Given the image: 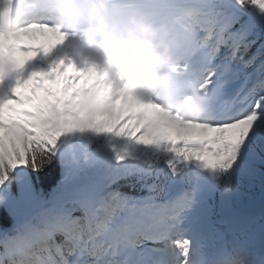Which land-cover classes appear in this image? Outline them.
Masks as SVG:
<instances>
[{"label": "trees", "instance_id": "trees-1", "mask_svg": "<svg viewBox=\"0 0 264 264\" xmlns=\"http://www.w3.org/2000/svg\"><path fill=\"white\" fill-rule=\"evenodd\" d=\"M209 3L212 10L219 5L226 9L224 15L214 20L224 29L233 28L235 36H232L239 45L256 52L254 59L264 66V60L260 61L264 58V0H209ZM251 21L252 26L248 28ZM244 30L251 31L244 33ZM49 133L43 140L16 139L14 142L18 145L13 152L5 148L0 154L3 190L16 201L19 209L16 216H11L0 200V248L4 250L13 249L22 240L20 232L33 238L37 231L65 230L74 212L85 210L98 195L92 210L110 216L114 210L109 208L117 204L116 211L120 210L119 202L132 195L129 187L143 178L141 171L145 166L131 164L124 157L112 158V154L108 159L91 155L90 148L95 145L92 136L85 141L77 161L71 163L62 151L60 132L51 127ZM80 139L72 137L70 141L64 140V145L77 147ZM15 156L25 169L20 180L13 165ZM255 180L264 183V175L255 176ZM91 193L97 195L90 197ZM75 218L82 221L79 216Z\"/></svg>", "mask_w": 264, "mask_h": 264}, {"label": "rangeland", "instance_id": "rangeland-1", "mask_svg": "<svg viewBox=\"0 0 264 264\" xmlns=\"http://www.w3.org/2000/svg\"><path fill=\"white\" fill-rule=\"evenodd\" d=\"M156 1L158 2V0ZM166 1L167 0H163V3L167 4ZM186 1H194L196 3H194L193 6H202L207 9L206 0ZM23 30L27 31L28 29L24 28ZM62 38L66 39L65 37H63V34ZM66 40L70 41V38ZM43 41L46 40L43 39ZM61 42L64 43V41ZM80 45L81 44H78L76 46L79 54L86 53L85 47L81 48ZM72 46L75 47V45ZM73 50L75 52V49ZM53 51H55L54 48H52L51 52ZM57 51H55L54 53H56ZM77 55L78 54H74L73 57ZM86 62L87 66H89L87 68L85 65L80 64L76 59H70L65 67L66 72L70 76L66 78L62 76V72L60 69L54 68H47L49 71H47V69H36L35 71H33V73H29L27 90L32 93L33 97L36 100V102L31 105L29 109H34L38 112V116L35 119H38L42 115L44 116L45 114L51 113L53 115H62L65 121L70 123V128L66 133L67 137H72L76 134V136H79L81 140H89V138L91 137L89 132L93 131L96 138H100L102 136L103 139L107 140L105 144L110 145L109 149L111 151L112 158H120L122 156L130 158L131 156L136 155V153H134L136 149L141 148L142 150H144V147H147L151 144L153 145V139L147 136V133L145 131L146 128L150 129L154 136L157 135L160 137L167 135L166 132L170 131L171 129H175L179 134L178 138H185V140L189 139L190 134L195 131L194 123L179 119L177 117H166L162 113L156 114L160 118L161 126L156 123L157 126L151 127L149 125L151 106L147 104L144 96L138 94H134L133 96V94L128 95L126 93L125 95H116L118 88L115 86L117 79L115 74L112 71H109V73L105 74L104 67L103 72H98L101 67L95 68L97 60L89 61V59H87ZM43 72L50 73L51 79L48 76H43ZM48 87L52 88V92L54 93V95L48 96ZM95 93H97L99 100L93 98L95 96ZM8 101H11L13 102V104L19 105L21 107H23L25 103V99L13 100L9 95L4 96L3 93H0V102L8 103ZM0 110H5L3 105L1 104ZM140 112H144L146 117L141 118L135 115L139 114ZM236 118L237 117L232 119L234 120L233 123L235 122V126L239 125V123H245V118L243 116L239 117L238 119ZM56 121L57 120L54 119V122ZM154 121L157 122V117H154ZM84 124L85 130L81 133L80 128ZM248 125L250 126H248V128H251L257 136H261V140L263 141H251V144L256 149L255 152H248V147H245V155L249 157L250 161H254L258 158L260 152L264 150V130L259 127H252V125H250L249 123ZM2 129L3 128L0 127V130ZM260 130L262 132H260ZM15 131H17L19 135L23 132L30 137L32 136L34 139H40L44 135L42 132H39L35 126H29L25 122L16 119L12 125L9 126L8 124H6V128L3 131H0V143L5 139L8 140L9 136L12 135ZM176 131L171 130L170 132L174 138L177 137ZM142 132L146 137L143 136ZM111 133L115 134L113 139L109 137V134ZM179 139H177L176 144L179 143ZM114 141H116L117 143H115ZM111 144H113V146H111ZM123 145L126 146L124 147ZM78 151H80V149H78ZM105 151L106 150L104 149V144H101L98 148L93 149L91 152L98 157H103L105 155ZM72 157L74 158L75 156H73L72 154ZM112 158H110L109 160L112 161ZM14 160L17 175H23L25 169L22 167L20 160L18 159V157H15ZM244 162L245 159L239 157L236 165L239 167H243ZM3 180V175L0 174V183H4ZM0 200L6 205L8 210H10L11 214L16 213L15 200L5 190H0ZM152 214L153 211L151 212V215ZM126 224H129L128 229L127 231H123L122 225ZM152 226L156 227L160 226V224L153 223ZM116 227L117 228L112 235L113 240L116 237H125L127 236V234L136 230L135 224H133L131 220L126 219V217H124L122 221L117 223ZM58 248H60L59 245L55 247V249ZM179 250L182 256L183 252L180 248ZM185 260V257H183L181 259V262H185ZM181 262H179L178 264H181ZM41 263L42 262H40V264Z\"/></svg>", "mask_w": 264, "mask_h": 264}, {"label": "bare ground", "instance_id": "bare-ground-1", "mask_svg": "<svg viewBox=\"0 0 264 264\" xmlns=\"http://www.w3.org/2000/svg\"><path fill=\"white\" fill-rule=\"evenodd\" d=\"M89 2H97V3H94V4H98V0H96V1H93V0H88ZM97 6V5H96ZM38 30V29H37ZM23 31H26V30H23ZM27 31H29V30H27ZM46 33L47 32H49L48 33V35H53V36H55V39H58V40H64L63 38H62V34H63V37H65L66 39H68V38H70V41H71V39L72 40H74V39H77L76 38V36H74V35H72V36H69L68 34H66V33H64V32H62V31H60L59 29H55V28H52V27H50V26H47L46 27ZM45 33V34H46ZM47 35V36H48ZM41 40H43V39H41ZM79 44H81L80 46H81V48H84V45L82 44V42L81 41H79ZM42 44H41V42H37V47H39V46H41ZM74 45V44H73ZM64 46V43L63 42H53L52 43V45H51V48H54V50L55 51H57V50H60V49H62V47ZM75 47L74 46H72V51H73V49H74ZM77 49V48H76ZM80 49V48H79ZM55 51H53V52H51V54H54V52ZM86 52H87V50H86ZM80 53H81V51H80ZM91 55V54H90ZM35 56H37V54H35ZM73 57V56H72ZM74 59H76L78 62L80 61V59H79V55H77V56H75V57H73ZM90 60H93V56L91 55V57H90V59H89V61ZM95 60H97V63H96V67L95 68H98V67H101L102 66V63L100 64V61L98 60V59H95ZM94 61V60H93ZM95 63V62H94ZM101 65V66H100ZM6 66V65H5ZM93 66V65H92ZM87 67H89V66H87ZM94 67V66H93ZM91 68V67H90ZM91 70H93V69H91ZM97 71V70H96ZM85 75V74H84ZM204 75H205V73H204ZM66 76H70L69 74H67ZM190 97H191V95H189ZM239 117H242L241 116V114L239 115V116H237V118L236 119H238ZM233 121L234 120H232V121H227V122H224V124L223 125H226L224 128H222L221 129V131H223V129H227V130H229V129H232V128H234L235 127V122L233 123ZM238 122H241V121H238ZM240 124V123H239ZM250 125H252L251 123H249ZM250 127V126H249ZM257 129V128H256ZM260 132H262L261 130H260Z\"/></svg>", "mask_w": 264, "mask_h": 264}]
</instances>
